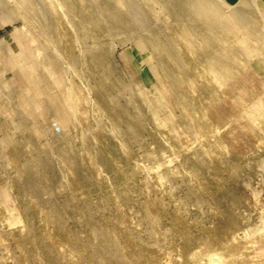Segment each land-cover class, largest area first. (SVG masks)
Segmentation results:
<instances>
[{
  "label": "rangeland",
  "instance_id": "obj_1",
  "mask_svg": "<svg viewBox=\"0 0 264 264\" xmlns=\"http://www.w3.org/2000/svg\"><path fill=\"white\" fill-rule=\"evenodd\" d=\"M0 1V264H264L254 2L214 0L224 32L160 0ZM130 3L126 29L86 18Z\"/></svg>",
  "mask_w": 264,
  "mask_h": 264
},
{
  "label": "crops",
  "instance_id": "obj_2",
  "mask_svg": "<svg viewBox=\"0 0 264 264\" xmlns=\"http://www.w3.org/2000/svg\"><path fill=\"white\" fill-rule=\"evenodd\" d=\"M131 1V0H129ZM164 4L165 7L169 10L171 15L175 18H177L180 22H189V24H194V22L198 23H215L218 24L217 19H220L221 13L220 9L217 4L213 3L214 0H160ZM245 1L248 0H225V2H228V4H231L230 7L235 8H242ZM254 2L259 9L262 12V17L258 16L259 22H257L256 16H249L248 10H244V15L246 18H248L249 23L252 24L253 28L250 29L248 26L246 27L245 24L242 26H239L238 28H244V32L251 33L248 35V38H252L256 41V44L258 43V50H253V52L259 54V57H255L252 62V71L254 74V86H262L264 87V0H251ZM131 4V3H130ZM133 4V3H132ZM222 5L226 6L225 4L221 3ZM227 8H229V5H227ZM243 12V9H242ZM224 15V14H223ZM135 18L130 14L128 18ZM224 17L228 18L229 16ZM130 24L133 23L131 19ZM127 20V22H128ZM126 22V23H127ZM138 22L143 26L144 21L143 19H139ZM259 23L261 26L259 29L256 27V25ZM219 25V24H218ZM220 26V25H219ZM222 30L225 32L224 28L220 26ZM238 29L237 35L240 37V30ZM229 29H226V33L228 36ZM223 32V33H224ZM150 33V32H149ZM148 38H153L154 36L152 34L147 35ZM224 38V36H223ZM206 47L210 46L209 44H205ZM246 48V46H243ZM211 54L213 51L210 52ZM221 53V52H220ZM221 60L215 62L220 63ZM220 70V69H219ZM221 71V70H220Z\"/></svg>",
  "mask_w": 264,
  "mask_h": 264
},
{
  "label": "bare ground",
  "instance_id": "obj_3",
  "mask_svg": "<svg viewBox=\"0 0 264 264\" xmlns=\"http://www.w3.org/2000/svg\"><path fill=\"white\" fill-rule=\"evenodd\" d=\"M113 1V0H112ZM26 5H30V4H26ZM118 7V6H117ZM119 8V7H118ZM130 11L127 12L125 10V12L123 11H120V10H117V9H112V8H108L106 11H105V14L107 16H109V21L108 23H103V21H101L99 18L101 17L100 15V12H98V10H94V9H89V12L87 13L86 15V18L88 21H90L92 24L94 25H98L100 27H103L105 30L107 31H114V30H122V29H126L125 25H126V22L128 20V17L130 16V14H132V16L136 17L139 15V9L136 5L134 4H130ZM39 15V19L45 24L47 25L48 24V16L47 14H38ZM12 19V15L11 13L7 10V7H6V4L2 1H0V22H6V21H10ZM23 36V35H22ZM168 41V40H167ZM166 41V42H167ZM172 44V43H171ZM25 47V49H27L28 47H30V43L28 42L27 45H23ZM171 47V45H170ZM18 48L20 49V46H19V43H18ZM173 48V46H172ZM19 52V51H18ZM17 53V51L15 52ZM105 55V54H104ZM99 62V61H98ZM109 72V71H108ZM20 73V72H19ZM30 72H25L23 74V78L24 80L28 81V82H32V83H38V80L36 78H33L32 76H30L29 74ZM18 85V84H17ZM21 87V86H20ZM20 89V88H19ZM20 92V91H19ZM38 92H40V90L38 89L37 92H31L32 95L37 94ZM21 94V93H20ZM47 94V93H46ZM18 95V94H17ZM24 95V94H22ZM24 97V96H23ZM46 97V96H45ZM46 102V101H45ZM55 103H56V100L53 98L51 101H50V107H54L55 106ZM31 105V103H30ZM7 107V106H6ZM9 108V106H8ZM35 109V108H34ZM14 110V109H13ZM61 110V109H60ZM9 111H12V109ZM31 111V110H30ZM33 111V110H32ZM26 112V111H25ZM58 113V112H57ZM61 113V112H60ZM19 117H21V115H19ZM51 117V116H50ZM22 118V117H21ZM64 118V117H63ZM55 119V118H54ZM63 123V122H61ZM21 126L25 127V123L23 120H21L20 122ZM59 129V128H58ZM32 130V129H31ZM32 132V131H31ZM72 148V147H71ZM39 163V162H38ZM41 165V164H40ZM33 166V165H32ZM47 166V165H46ZM25 169V168H24ZM27 170V169H26ZM27 174V172H26ZM29 177V176H27ZM257 248V247H255ZM257 250V249H256ZM259 250V248H258ZM259 252V251H258ZM261 252V251H260ZM257 253V251H256ZM255 253V254H256ZM222 254V253H221ZM254 254V255H255ZM226 255V254H225ZM224 255V256H225ZM222 256V255H220ZM236 257V256H235ZM224 258V257H223ZM229 258V257H228ZM222 259V258H221ZM226 259V257H225ZM224 259V260H225ZM247 259V258H246ZM209 261V260H208ZM230 261V260H229ZM211 264H217L216 261L212 262Z\"/></svg>",
  "mask_w": 264,
  "mask_h": 264
}]
</instances>
